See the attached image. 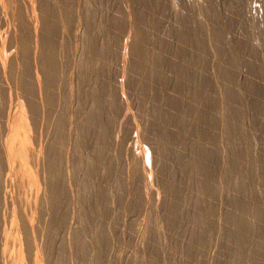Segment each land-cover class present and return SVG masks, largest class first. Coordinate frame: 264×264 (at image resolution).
Segmentation results:
<instances>
[{"label": "bare ground", "instance_id": "6f19581e", "mask_svg": "<svg viewBox=\"0 0 264 264\" xmlns=\"http://www.w3.org/2000/svg\"><path fill=\"white\" fill-rule=\"evenodd\" d=\"M182 1L185 10V17L182 19L184 29L178 30L176 35L184 44L204 49L205 40L203 37L208 33L209 27L195 15L194 0ZM238 1L235 6L237 8H241V4H246L240 3L244 0ZM55 2L53 4L56 5L50 3V0H0V264H69V260L73 259V255L76 253L84 258L83 263L84 260L87 261L88 251L91 252L90 248L93 247L88 248V244L91 245L92 242L91 240L89 243L86 241L88 240L86 239L88 229L92 228L87 227L89 226L87 222L90 221V217L94 218L92 210L100 209V207L94 206L91 210L90 202L92 201L89 199L92 198L88 197L90 210L85 212L84 207L80 206L79 197L82 192H78L79 187L76 188L79 196L74 191L75 184L82 182L83 190L90 189L94 184L90 182L93 181L91 180L92 176L88 181L87 177L86 180H84L85 177L82 178V181L79 179L82 176H79L78 170L85 167V156L88 159V152L85 151L86 155L81 152L85 145L86 147L94 146V151L91 150V152H95V156L93 158L89 156L88 162L86 161L87 166L89 163V170L87 166L85 167L88 172L91 171L89 173L94 176L100 170L99 164H102L105 168L104 172L106 171L110 176L115 174V178H118V188L115 190L119 191L118 193L114 192L117 194L114 195L119 204L127 196H132L131 198L135 199L130 205L132 207H128L129 198L126 199L128 204L124 206L131 209L140 208L139 196L144 195L148 201L147 208L152 205L154 171L149 154L146 152L144 156L142 153V147L146 141L142 121L139 116L132 115L130 103L125 96V73L126 56L130 51L132 59L129 71H135L142 78L160 75L161 71L158 69H160L159 66H163L165 60L162 56L160 59L157 56L159 54H155L154 61L150 65L151 58L148 59L150 51L147 50L148 45L146 46L148 33L142 28L147 12L155 5L154 1L128 0L131 4L127 5L128 9L125 7L127 11L125 10L122 23L115 25L109 21L103 25L102 29H99L101 25L92 17H88L84 24L79 17L75 18L69 8L70 1L56 0ZM202 2L204 3V1ZM258 3V8L256 7V11L252 13L254 16L250 14L249 8V10L246 9L247 11L240 10L246 19L249 15L252 16L250 20L255 27L252 37L261 46L258 49L249 44L250 49L247 51L250 52L253 60L251 63H244V66L252 74H259L264 79V0H259ZM138 4L144 5V12L141 11ZM207 4L210 9L201 7L199 11L204 13V9H206V16L214 22L210 29L211 37L217 43L231 39V31L221 25L222 19L217 15L216 0H210V4ZM247 4L246 7H249ZM190 28H192L191 31H189ZM111 30L114 31L113 35H111ZM61 33H64L65 40L62 41V44L60 41L61 46H59L58 39L60 38L58 37ZM248 35L247 32V38ZM122 37H125L124 49L122 48V55L116 57L114 55L119 50H116L114 45L120 43L119 40ZM63 38L61 37V39ZM249 40H251L250 37ZM182 50L183 59L189 64L190 56L184 49ZM216 50L219 53L224 52V49L218 47ZM242 50L246 49H228V62L238 69L244 67L241 66ZM112 54L113 57H121V61L116 60L122 62L116 80L114 73L110 72L112 65L110 62L115 61V58L109 59L110 55L112 58ZM109 60L111 61L109 62ZM116 64L115 66H118ZM187 64L181 62L176 67L182 78L189 73ZM113 69L115 68L113 67ZM219 74L230 79L231 84L223 86L225 103L219 105V102L213 101L210 108L217 109L218 106H222L221 111L225 115L223 126L230 136V147L227 156L229 167L224 172L228 181L235 175L239 176L238 191L241 192L231 201L238 212L234 210V212L228 213L226 219L234 225V229L229 231L231 238H235L243 246L247 236V234L243 236L245 235L243 229L245 231L246 228L247 230L249 228L250 232L254 231L255 233H252L260 234V237L261 233H264V207L254 204L251 200L253 198L250 199L254 193L252 190L254 185L252 186L250 183L251 180H254V175L251 173L250 176L247 171L251 165L247 167V163H244L248 160V164L252 162L256 166L259 163L264 167V157L257 153L255 143L250 139L252 135L248 134L247 125L245 126L252 112L262 108L263 101L259 98L250 103L247 98L248 94L243 92L241 82L234 73L229 74L226 69L222 68L219 70ZM178 83L181 87H177L181 90L183 88L184 91L183 81ZM164 85H162L163 88H165ZM208 85L210 83L201 82V89L196 91L195 96L197 98L205 97L203 89ZM163 88L161 87L162 91L165 90ZM248 89L257 95L262 93V88L254 84H250ZM163 93L159 94L156 89V94L161 101L164 99L166 103L180 108V112L171 114L160 108L157 115L150 120L148 134L153 133L158 137L153 143L157 142L156 149L161 154L164 148L168 153L170 152L168 148L170 142L180 141L186 145L181 137L184 133L181 132L182 135H179L180 132L173 133L169 131L168 127L172 123H176L180 130L185 129L184 115L189 112L185 105L182 106L184 104L183 94H180L183 96L179 98H170ZM119 97L125 99V105L119 103ZM202 111L198 113L199 121L214 123L215 120L212 118L210 109ZM129 113L132 117L128 116ZM126 118L132 125H123ZM89 132H94L95 141H98L96 145H94V141H91L92 138L89 139ZM91 134L90 136L93 137ZM204 134L205 132L202 135L204 136ZM202 143L197 145V152L192 155L191 162L195 166L196 172L200 171L204 174L206 179H203L205 182L203 188L208 190L207 179L211 176L212 171L203 160L209 159L212 152L207 150ZM241 146L242 150H240ZM79 147L81 149V153H79L83 155L82 158L81 155L78 158V152H75V150L79 151ZM88 149L86 150L88 151ZM112 149L114 156L111 153L108 158L105 153ZM244 150L245 152H243ZM70 152H75L77 158L82 160L78 161L75 155ZM217 152L214 153L217 154ZM161 156L159 163L162 161ZM79 162L84 165L80 163L82 164L80 166ZM159 163L158 165H160ZM245 165L247 168L244 167ZM248 170L251 171V168ZM257 171L253 172L252 170L253 173ZM257 173V177H264L260 170ZM248 175L249 178H247ZM103 177L105 179V175ZM114 179H110L109 182L112 184ZM115 181L117 183V180L113 182ZM104 182L102 185H105ZM97 186L99 185L97 184ZM102 187L104 186L100 188L102 193L97 191L99 193L97 200L100 203L102 201L107 203L108 195L110 194V197L113 194L111 195V191L106 189L107 187L105 189L110 191L109 193L105 189L102 191ZM166 188L173 193L172 195L179 190V187L171 186L168 183ZM97 189L99 190L98 187ZM254 189L257 191V188ZM88 191L84 190L83 195H86L85 192ZM245 193L249 194L247 195L249 198H245ZM254 195L256 196V193ZM113 196L112 202L115 200H113ZM102 198L104 199L102 200ZM81 199L84 200L85 196ZM110 200L108 204L111 203ZM182 201L185 200L182 199ZM97 202L93 199L92 203ZM170 203L166 204L170 210H166H173V213H176L174 210H177L176 207L179 204L176 206V203ZM78 205L84 209L82 211L85 212L83 213L86 215L85 217H82V211H79L81 209H77ZM102 206L104 207V204ZM102 210H104L101 212L103 215L107 214L108 210L104 208ZM78 211L82 216L77 214ZM250 213L253 214L251 215L255 221L254 219L253 221L249 220L247 217ZM102 214L100 215L102 216ZM147 216L149 215L146 214L145 217ZM176 220L174 217L171 219L170 216L169 223L176 224ZM76 223H81V226H77ZM258 224H262V226ZM104 230H106L105 227ZM249 230L246 233H249ZM101 237L99 238L101 242L98 241V244L100 243L102 246L94 245L95 253L93 254L95 255L93 256L95 259L93 260L96 261V264H103L104 250L107 248V239L105 240L104 237L101 239ZM107 241L109 242V239ZM246 241L249 242V234ZM241 247H237L238 253L235 251L237 255L242 254L243 247ZM242 258L237 256L234 261L232 260L233 263L230 261L229 264H244L246 258L245 261L241 260Z\"/></svg>", "mask_w": 264, "mask_h": 264}, {"label": "rangeland", "instance_id": "374dc122", "mask_svg": "<svg viewBox=\"0 0 264 264\" xmlns=\"http://www.w3.org/2000/svg\"><path fill=\"white\" fill-rule=\"evenodd\" d=\"M55 1L56 0H50V3L52 4L56 3ZM67 1H70L69 8L75 15V18L79 17L84 24L88 17H92L94 21H96L98 24L101 25L99 29L104 28L103 25L109 21L113 22L115 25H117L118 23H122L125 10L127 11L128 9L127 5L131 4L130 2H128V0H67ZM153 1L155 5L153 6L152 9H150L147 12L148 14L144 18L145 20H143L144 24L142 25L143 26L142 28L144 31H146V33H148L147 35L148 42L146 41L147 43L146 46L148 45L147 50L150 51L148 52L149 54L148 59L151 58L150 61L151 64L150 63L149 64L152 65V61H154V57L157 54H159L157 56L160 57V59L163 58L165 60L163 66L162 67L159 66L160 69H158L159 71H161L159 72L161 76L151 75L149 78H142L140 77V75L135 73V71H129V67L131 65V59H132L130 51H129L130 53L127 52V56H126L127 63H126V73H125L126 74L125 96L130 103V109L132 111V115L139 116V118L142 121V126L146 134L145 136L146 141L145 144H143L142 153L144 154V156L146 152L149 154L150 162L154 171L153 190H152L154 195H153V200L151 201L152 205L150 208H147L148 201L146 196L144 195L139 196L140 208H133V209L128 208V207H132L130 205L133 204V202L135 201V199L131 198L132 196H127V198L123 199L119 204V202L115 197V195H117L116 193H118L119 191L118 189L117 192L115 190L116 188H118V178L117 177L115 178L114 176L115 174L114 175L111 174L110 176L107 174L106 171L104 172L105 168L102 166V164H99L100 170L98 171L100 172L97 171V173L94 176L91 173H89L91 171L88 172L89 163L87 166L86 161L88 162L89 156L90 157L92 156L91 158L95 156V152H91V150L94 151V146L93 147L91 146L92 149L91 147L88 146L86 147V145L83 146V148L84 147L86 149L89 148L88 151L85 148H84L85 150L83 149V151H81L82 154L84 153V155H86V153L88 152L87 154L88 159L87 156H85L86 160H84L85 167L87 166L88 170L84 166H83L84 170L81 169V167L79 168L78 166V168L81 169L78 170V174L79 176L80 175L82 176L79 178L81 181L83 180L82 178L84 177H85L84 180H86L87 177V181H88L91 179L92 176L91 180L93 181L90 182H93L94 184L92 183H91L92 185L90 184L91 185L90 189H86V188L84 189L85 191L89 190L88 192H91L92 195L90 196L91 193L89 194L88 192L87 193L85 192L87 196L83 195L84 184L81 181H80L81 184L80 183L75 184L74 191L75 193H77L76 194L77 196H79L78 192L80 193L82 192L81 193L82 195L80 194L79 197L81 205L79 203L78 204L84 207L85 212L89 211L90 207L92 210L94 206L95 207L99 206L100 209L95 208V210H92L93 211L92 213H94L93 217L95 219L90 217L92 220L90 219V221L87 222V224H89V226L87 227L90 228L92 227L91 229L93 230L92 231L91 229L90 230L88 229V233H87L88 235L86 237V239H88L86 240L88 241L87 243H89L90 240L92 242L91 245L88 244V248L90 246H93L90 248L91 252L88 251L90 257L87 256L88 257L87 261L84 260L83 263L84 258L80 257V254L77 255L76 253L73 255V259L69 260V264H80V263L96 264V261L93 260L95 259V256H93L95 255L93 254L95 253L94 245L96 246L99 245L100 247L102 246L100 243L98 244V241L101 242V240H99L100 236H102L101 239H103V237L105 240L109 239V242L106 240L107 242L106 246L108 249L106 248V250H104L105 255L103 258V264H229L230 261L231 263H233V261L237 256L239 258L243 257L241 259L243 261L246 260V262L242 261L244 264L245 263L247 264V262L248 264H264V233H261V237H260V234H254L255 233L254 231H252L254 233L250 232L249 228H248L249 233H246V231H248L247 228L245 229V231L243 229V233L245 232L244 233L245 235L243 236H246L247 234L246 237H248L249 234V242H247L248 238L246 241V237H245L244 240L245 244L243 246L242 244H239L238 240H236L235 238L234 239L231 238L229 234V231L234 229V225L231 222L227 221L226 215L230 212H234L235 210L231 201L232 199H234L235 197L241 194V192L238 191L240 178L238 175H235L232 177L231 180L228 181L227 177L225 176L224 171L229 167L227 156L230 147V141H229L230 136L225 130V127L223 126L225 115L222 114L221 111L222 106H218L217 109L210 108L211 106L210 104L213 103V101L219 102V105L225 103L223 86L227 84H231L230 79H228L227 77H222L219 74V70L224 68L228 71L229 74L234 73L235 76L241 82L243 92H246L248 94L249 97L247 98L250 103L255 102L259 98L263 101L262 108L252 112V115H250L249 119L247 120V124H245V126L247 125L246 128L248 134L250 136L252 135L251 137L250 136L249 137L251 141L255 143L256 146L255 149L257 150V153H260L261 157H264V79L259 74H252L249 70H246L244 66V63L246 62L251 63V61L253 60V57L250 55V52L247 51V49H250L249 44H251L252 46H256L258 49H260L261 47L260 44L257 43L252 37V33H254L255 31V27L254 24L251 22L252 20H250L252 19V16H254L252 15V13L256 11V9L258 8L259 0H247V1L244 0L243 2L240 3H244V4L248 3L247 6L249 7H246V4L245 5L241 4L242 6L241 8L235 7L236 3L239 2L238 0H216L217 15L220 19H222L221 25L228 28L231 31V36H232L231 37L232 40L227 39L226 41H223L221 43L215 42L213 37H211L210 29L212 28L214 22L210 21L206 16L207 13H205L206 9H210L208 8L209 5L207 4V3L210 4V0H197V1L194 0V6L196 9L195 15L198 17V19L203 21L207 27H209L208 33L203 37L205 40L204 49H197L195 46L192 45L189 46L187 44H184L183 41L176 35V32L178 30L184 29V24H183L184 21L182 19L185 17V10L183 9L182 0H153ZM202 1H204V3ZM138 5L140 6L141 11L144 12L145 11L143 7L144 5L142 4H138ZM201 7L206 8L204 9V13H201L199 11ZM251 7L254 9H252ZM242 9L244 11H247L246 9H248L252 16L249 15L250 16L249 17L247 15L249 19L248 18L246 19V16L245 15L243 16L240 12V10ZM127 23L130 22L127 21ZM115 29L116 28L114 27L113 30L115 31ZM191 29L192 28H190L189 31H191ZM113 30L110 31L111 35H113L114 32ZM247 32L249 33L248 38H247ZM63 34L61 33L60 34L61 36L59 35L58 38L60 39L57 38L59 40L58 41L59 43L57 42L58 44H60V41L62 44L63 43L62 41L65 40L63 38ZM61 37L63 39H61ZM249 37L251 40H249ZM124 38L125 37H122L123 40L122 39L119 40L121 44L118 42L117 45H114L115 47L113 46L114 48H116V50H119L118 51L119 54L117 52V54L114 55L116 57H118L117 55L120 54L122 55V48L124 49ZM61 44L59 46H61ZM217 47L220 49H224V52L219 53L216 50ZM233 48L246 49L241 51V55L243 54V56H241V62H242L241 66H244L241 67V69L234 67L228 62V49H233ZM59 49L61 48L59 47ZM182 49H184L190 56L189 64H187L183 59L184 56L182 55L184 54L182 53L183 51ZM116 57H113V54H112V58L111 55L109 56V59L111 60L115 58V61L109 60V62L111 61L110 65L112 64L110 67L111 68L110 72L114 73V79L117 78L116 75L119 74L118 71L121 70L120 68L122 63V62L120 63L121 57L120 58H116ZM116 59L120 61L118 62ZM116 62H118V64H116ZM181 62L182 63L184 62L185 64L188 65V72L190 73V74L187 73L188 75L187 74L184 75L183 73L182 76L183 75L185 76L183 78L179 76L181 73L179 72V70L177 71L178 68L176 69V67H178V64H180ZM114 63L118 66H115ZM112 66L116 69V71L115 69H113ZM157 76L160 77L157 78ZM179 77L181 78V80H179L180 79ZM180 81H183L182 86L185 87L186 91L185 90L183 91V88L182 90L179 89L181 86L178 82ZM201 82L210 83V85L206 86L203 89L205 97L197 98L195 94L196 91L201 89ZM116 83L118 85V81ZM158 84L160 86H157ZM250 84H254L262 88V93L260 95H257L253 91H250V89H248ZM162 85H164L165 88H163ZM177 86H179V88ZM161 87L163 88V90L164 89L165 90L162 91ZM156 89L159 91V94H162L164 92L163 94H165V96L170 98H179L184 95L183 97L184 104L182 106L185 105L186 109L187 108L189 109V112L184 115L185 124H186L185 129L180 130V128H178L179 126L176 125V123H172L168 127L169 131L173 133L180 132L179 135H182L184 133L181 137H183V140L186 143V145H184L180 141H175V142L173 141L172 143L170 142V144L168 145L170 151L169 153L168 151H166L165 148L163 149L162 154L159 153V150L156 149L157 142L153 143V141L158 137L153 133L148 134L149 132L148 126L150 120L155 115H157L160 108H162L164 112H168L171 114H176L180 112V108H177L174 105H170L169 103H166L164 99L163 101H161V99L156 94ZM178 90L180 91V93ZM119 103L121 105H125L126 101L124 98L119 97ZM208 108L210 109L212 118L215 120L214 123H206L204 121H199L198 119L199 111L201 112L202 110ZM132 115H130V113L128 114L129 117H132ZM129 119L131 120V118ZM129 119L125 120L124 122L125 124H123L124 126L125 125L129 126L131 124ZM181 132L183 133L181 134ZM203 132H205L204 136L202 135ZM91 133L90 132L88 133L89 139L92 138L91 141L92 142L94 141V145H96L98 142L95 141L96 136L94 135V132ZM90 134L93 135V137H91ZM237 135L238 133L236 134V136ZM200 142H203L202 144H204L207 150L212 152L211 153L212 155L209 159L203 160V162L207 166H209L212 171L211 176L207 179V183L209 184L208 190L207 188L206 189L203 188L205 185L203 179H206L204 174L200 171L196 172L195 166L191 162L192 155H194V153L197 152V145ZM241 148L242 146L240 147V150L243 149ZM78 150L79 151L75 150V152L76 153L78 152V158H79L81 155L80 147L78 148ZM75 152L74 153L70 152V154H74L75 157L77 158ZM112 152H114L113 149L112 151H107L105 154L109 158ZM214 152H217V154H215ZM243 152H245V150ZM112 154L114 156V153ZM160 156L162 157V161L159 163L158 161H160L159 160ZM82 157L83 155H81V158ZM78 158H77L78 161L82 160ZM80 163L82 162H79L80 166L82 164L84 165V163L82 164ZM158 163L160 165H158ZM244 163L245 164L247 163L246 164L247 167H250L251 165L250 167L251 171L248 170L250 168H248L247 171L249 172L248 173L249 175L252 173V175H254V178L253 177L252 178L256 180V181L251 180V178L250 180L252 182L249 180L251 185L252 186L254 185V187L252 188V190H254V193L253 196L250 197V199L253 198L251 200L254 202V204L256 203L258 204V206L264 207V199H263L264 177L263 178L260 176L257 177L258 174L257 172H259V170L262 173L260 174L264 176V167L260 166L259 163H258L259 166L258 165L255 166V164H253L252 162L248 164V160L244 161ZM246 165L244 166L245 168H247ZM155 168L157 169L158 172L156 171ZM252 170L253 172L258 170L256 172L257 174L253 173ZM80 171L81 173H79ZM104 175L108 183L104 179L103 177ZM249 175L247 178H249ZM106 177L107 178L109 177L110 179L115 178L114 180H117V183L116 181L113 182L114 180L113 181L111 180L112 181L111 184L109 182L110 179L109 178L107 179ZM104 180L106 183L104 182ZM102 182H104L105 185H102L103 184ZM113 183H115L116 185H114ZM167 183L169 185L171 184V186L174 185L177 188L179 187L178 188L179 190H177L178 192L180 190L183 191H180L181 193L179 192L180 195H178L179 193L177 191L175 192L176 194L174 193V195H172L173 193H171L166 188ZM97 184L99 186H97ZM100 185L104 186L102 187V191H104V189L107 187L106 189L111 191V195L115 194L114 196L113 195L112 196H113V200L115 199L116 201L114 200L112 202V196L109 197L110 195L109 194L108 195L109 199L107 200L109 201L111 198L110 200L111 203L108 204L109 203L108 201L107 203L106 201L104 202L102 201L100 203V201L97 200V196H98L97 194L102 193L100 189L101 188ZM78 187L79 189L77 192L76 188ZM97 187L99 188V190L97 189ZM254 188H257V191ZM108 190H106L107 193L110 192ZM255 193L256 196L254 195ZM183 195L184 197H182ZM245 195L246 193L244 194V196ZM247 195L245 196V198L247 197ZM84 196L85 199L87 200L81 199ZM88 197L92 199L90 200ZM247 198H249V196ZM88 199L89 201L92 202L93 199L95 200V202L97 201L98 202L97 203L90 202L91 204L89 207ZM103 199L104 198H102V200ZM126 199H128L129 202L126 201ZM182 199L185 201H182ZM82 200L85 202V204ZM130 200L132 201L131 203ZM127 202L129 203L128 207L124 206L128 204ZM170 202L176 203V206L177 204H179L178 207H176L177 210L176 211L174 210V212L176 213H173V210L168 211L170 209L166 206V204ZM102 204H104V207L102 206ZM182 204L184 205V207ZM80 206L79 208L77 207V209L78 210L81 209L79 211L84 210ZM179 207L183 209L181 210ZM103 208L105 210H108L107 214L105 215L101 213L102 211H104L102 210ZM78 212L77 214L81 215V212L79 213ZM85 212L82 211V215ZM100 214H102V216ZM146 214L149 216L145 217ZM251 214L252 213H250L247 217L249 218V220L251 219L253 221L254 219L252 217L253 214L252 215ZM85 216L86 215H83L82 217ZM112 216L114 219L112 218ZM170 216L171 219L173 217L177 219L176 224L173 223V225H171L172 223H169ZM76 225L81 226V223L79 224L76 223ZM258 225L262 226V224H258ZM96 226H98L99 228ZM104 227L106 230H104ZM102 232L103 234L105 233L106 236L105 234L104 235L101 234ZM107 233H109L110 235ZM96 240L97 243H95ZM237 247L242 248L241 255L240 254L237 255L238 253ZM252 252H254L253 256H252ZM74 256H75V260H74ZM250 256L252 257L250 258Z\"/></svg>", "mask_w": 264, "mask_h": 264}]
</instances>
